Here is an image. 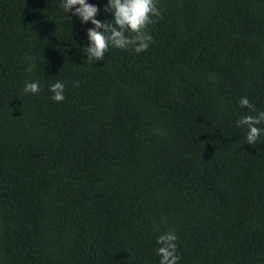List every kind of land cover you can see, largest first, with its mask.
Wrapping results in <instances>:
<instances>
[{
    "label": "trees",
    "instance_id": "obj_1",
    "mask_svg": "<svg viewBox=\"0 0 264 264\" xmlns=\"http://www.w3.org/2000/svg\"><path fill=\"white\" fill-rule=\"evenodd\" d=\"M158 7L147 50L92 63L59 0H0V264H158L169 230L179 264H264V135L236 125L264 110V0Z\"/></svg>",
    "mask_w": 264,
    "mask_h": 264
},
{
    "label": "clouds",
    "instance_id": "obj_2",
    "mask_svg": "<svg viewBox=\"0 0 264 264\" xmlns=\"http://www.w3.org/2000/svg\"><path fill=\"white\" fill-rule=\"evenodd\" d=\"M59 7L64 13L71 12L72 16L81 23H89L86 31L87 46L86 61H99L109 48L120 50L131 49L137 54L147 50L153 40L148 31V26L154 23V18L161 17L158 0H107L104 12L110 13L111 18L105 21L96 19L99 11L96 4L88 0H59ZM35 64H29L27 72H31ZM40 91V82L26 81L23 87L24 95H35ZM51 99L60 103L65 99V84L56 80L49 86ZM239 106L256 112L255 115L247 114L237 119V127L246 128L245 143L255 145L261 135H264V110L254 109L246 96L240 97ZM178 237L174 231L160 232L155 239L158 264H179L180 256L177 248Z\"/></svg>",
    "mask_w": 264,
    "mask_h": 264
}]
</instances>
